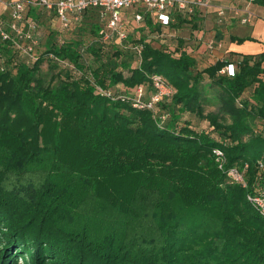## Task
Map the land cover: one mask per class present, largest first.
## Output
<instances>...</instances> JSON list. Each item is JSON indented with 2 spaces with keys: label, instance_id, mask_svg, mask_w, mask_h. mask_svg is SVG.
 <instances>
[{
  "label": "trees",
  "instance_id": "obj_1",
  "mask_svg": "<svg viewBox=\"0 0 264 264\" xmlns=\"http://www.w3.org/2000/svg\"><path fill=\"white\" fill-rule=\"evenodd\" d=\"M196 14L171 26L197 28ZM105 22L90 8L49 27L31 62L1 42L0 264H264V216L247 198L264 189V53L201 68L152 44L151 16L121 43L102 39ZM156 74L175 92L155 110L102 94L148 96ZM207 78L220 105L205 114ZM245 164L247 188L227 174Z\"/></svg>",
  "mask_w": 264,
  "mask_h": 264
},
{
  "label": "built area",
  "instance_id": "obj_2",
  "mask_svg": "<svg viewBox=\"0 0 264 264\" xmlns=\"http://www.w3.org/2000/svg\"><path fill=\"white\" fill-rule=\"evenodd\" d=\"M253 1L249 0V2ZM0 4L5 9L9 8L8 14L5 16H2L3 12H0V51L1 42L13 41L23 58L31 62L35 58V48L40 42L39 35L42 27L38 19H29L28 15L31 9H35L41 14L47 13L49 16H54L59 23L58 27L65 29L72 23L81 22L83 14L88 9L97 8L106 21L105 27L101 30L102 39L109 41L115 37L121 43L133 31V27L129 28L127 26L131 12L135 14L134 22L136 25L144 22L146 14L151 13L158 22L168 26L176 21L175 15L177 13L183 15L195 14L199 9L210 8L212 0H0ZM232 11L242 24L250 23L255 16L249 6L244 8L235 7ZM229 12L228 7H220L217 11L218 22L223 23ZM221 45L214 37L207 39L209 50L213 51L216 46ZM134 49L137 55L140 56L142 45L135 46ZM236 71L237 64L230 63L221 70V73L234 76ZM152 85L153 91L148 96L143 85L136 87L134 94L118 93L114 89H101V91L103 95L123 101H131L135 107L155 110L156 104L164 99H169L175 90L160 74L152 77ZM214 152L217 155L219 167L223 168L226 161L223 151L215 149ZM260 167H264L262 161H260ZM247 169L248 164H245L243 168L234 167L229 169L227 174L232 181L247 188ZM247 198L258 212L264 216V189L260 188L257 191L248 193Z\"/></svg>",
  "mask_w": 264,
  "mask_h": 264
},
{
  "label": "crops",
  "instance_id": "obj_3",
  "mask_svg": "<svg viewBox=\"0 0 264 264\" xmlns=\"http://www.w3.org/2000/svg\"><path fill=\"white\" fill-rule=\"evenodd\" d=\"M246 6H249L253 10L255 16L250 23L242 24L239 22L238 17H236L232 9L235 7L244 8ZM220 7H228V9L230 10L223 23H217V11ZM8 11V8L5 9L4 6L0 4V12H3L2 16H5ZM146 15H148V13ZM196 15L199 16L197 18L199 29L194 28L193 23L190 22L184 23L182 25L192 26L193 34L195 37L203 38L205 36L206 39H201L204 41V45H207V39L210 38L208 36H214L215 40L217 41L220 40V38H222L223 36L225 47H221L222 49H220V52L222 53H220V55L223 56L225 54L226 57H231L232 59H240L241 55L243 54L264 53V0H254L253 2H249V0H212V6L210 8L199 9ZM148 16H151L155 25L160 27V30L154 32L153 34L162 32L164 31V29L166 31H168L169 28L175 29V27L171 26V24L168 26L162 25L151 13H149ZM52 20L55 21L56 19L52 17ZM144 22H142L141 24H143ZM215 22L216 24H214ZM213 24L215 27H213ZM182 25H179L178 27H181ZM52 27L57 28L55 25ZM47 32L48 29L44 33L41 28V33L39 35L40 41H42ZM231 37H241L248 39L243 42H238L233 41ZM225 38H227L228 40H226ZM219 47L220 46H218L217 48ZM217 48H215L213 51H210L215 52ZM193 55L197 58L195 54ZM218 59L222 58L219 57L217 58V60Z\"/></svg>",
  "mask_w": 264,
  "mask_h": 264
},
{
  "label": "rangeland",
  "instance_id": "obj_4",
  "mask_svg": "<svg viewBox=\"0 0 264 264\" xmlns=\"http://www.w3.org/2000/svg\"><path fill=\"white\" fill-rule=\"evenodd\" d=\"M3 1H16V0H3ZM25 1H29V0H25ZM8 10H9V8H8ZM33 15H36L39 17L38 20L42 24L41 28H42V31L44 33L47 31V29L49 27H52L54 25L56 27H58V25H59L57 20H55V21L52 20V17L54 18V16L51 17L47 13L41 14L40 12H38V13H33ZM134 15H135L134 12H131L129 15L130 19H129L128 24L129 23L130 24L129 25L127 24V26L129 28H132L135 25V22H134L135 16ZM148 15H149V13H148ZM217 21H218V18H217ZM217 23H219V22H217ZM214 24H216V22ZM214 24H213V27H215ZM197 28L199 29V25L197 26ZM211 29H214V28H211ZM65 35L67 37L72 36V34L69 32H67ZM208 37L212 38L214 36L211 35ZM203 38L206 39L205 36ZM203 38L195 37L193 34L192 26H187V25H182L181 27H176L175 29L169 28L168 31H166L164 29V31L157 33V34L150 35L148 37V39L152 42V44L157 46V47L167 48L171 51H174L177 47H179L181 49H184L186 51H189V52L195 54L197 56V58L199 59L198 61H199V65L201 66V68L208 66L209 64L214 63L217 60V58H219V57H221V58L226 57L225 54L223 56L220 55V53H222V52H220V49H222L221 47H223V48L225 47V42L223 41V39H224L223 36H222V38H220V40H218V42H220L222 45L219 48H217L218 46H216L217 50H215V52L210 51L207 48V45H204L205 43L203 41L204 40ZM201 39H203V40H201ZM225 39L228 40L227 38H225ZM212 53H213V55H212ZM214 53H215V55H214ZM132 62H133V65H139L140 60L136 59L134 56L132 58ZM48 65H49L48 61L44 62V64L42 65V68L44 69V71L49 69ZM205 86H206V90H207V97L209 99V102H207L205 104V106H206L205 114H207L209 112H218L220 101L217 98L215 90L209 84L208 78L205 81ZM184 118L189 119V121H191V123H193L194 127H197L200 129H206V130L211 129V126H209V124H210L209 120L201 118L200 116H198L196 114L186 113L184 115ZM20 259H21V257H20Z\"/></svg>",
  "mask_w": 264,
  "mask_h": 264
}]
</instances>
